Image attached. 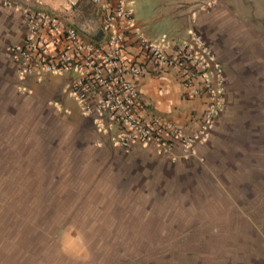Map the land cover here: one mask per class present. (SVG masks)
<instances>
[{"label": "rangeland", "instance_id": "374dc122", "mask_svg": "<svg viewBox=\"0 0 264 264\" xmlns=\"http://www.w3.org/2000/svg\"><path fill=\"white\" fill-rule=\"evenodd\" d=\"M128 1L146 24L164 16L146 26L158 39L204 41L225 109L187 160L126 152L65 78L20 81L22 20L0 0V264H264V0Z\"/></svg>", "mask_w": 264, "mask_h": 264}, {"label": "built area", "instance_id": "2783aa9c", "mask_svg": "<svg viewBox=\"0 0 264 264\" xmlns=\"http://www.w3.org/2000/svg\"><path fill=\"white\" fill-rule=\"evenodd\" d=\"M87 0H68L70 9ZM100 17L102 40L91 41L58 11L40 4L17 9L24 38L8 46L20 81L65 78L78 112L126 152L152 146L163 157L187 160L199 153L225 109L223 65L197 36L175 43L173 37L151 40L139 25L128 0H88ZM134 41L146 63H130L126 50ZM154 66L158 74H176L193 97H205L203 115L192 130L156 114L143 98L137 80Z\"/></svg>", "mask_w": 264, "mask_h": 264}, {"label": "crops", "instance_id": "0c3cea01", "mask_svg": "<svg viewBox=\"0 0 264 264\" xmlns=\"http://www.w3.org/2000/svg\"><path fill=\"white\" fill-rule=\"evenodd\" d=\"M14 1L24 6H34V7L37 6L38 4L43 6L44 3V2L42 3L40 0L39 1L37 0L34 4H31L32 2L30 0H21L23 2H20L18 0H14ZM55 1L56 3L53 6H51L52 7L51 10L63 11L64 15L67 16V19L85 33L87 39L95 42H99L100 40H102L103 33L101 31L100 17L97 12L96 13L94 12L95 10L93 11L91 7L88 6V4H90V1L87 0L83 2L80 5L79 9L77 10L70 9L68 3L66 4V1L64 7L60 6L62 0H55ZM154 1L157 2L158 0H153V2ZM160 1L168 2L170 0H160ZM132 3H133L132 9L135 12V16L139 25L142 26L144 32L151 40L160 43L158 37L153 36L152 31H150L149 29L152 26H155V23L159 22V20H165L164 16H162L159 19H156L152 23L150 22L146 24L144 20L140 19L139 16L141 15V12H139L138 8H135L134 1H132ZM6 10H8V12H10V14L14 16H19L22 20V27L20 26L21 27L20 28L18 26V29H16V30H20V33L16 34V36H14L13 38L16 41L15 43H18L24 38L26 32L23 16L17 9L13 7L12 8L6 7ZM172 20L169 19L170 23L172 22ZM171 24L173 26H179L177 22H173ZM146 26H149L150 28L146 29ZM189 38L190 35H187L186 32L185 33L183 32L182 34L180 33L179 35L177 34L176 36L177 43L186 41ZM131 44L132 45L129 44L126 50L127 61L130 63L133 62L146 63V57L144 53L141 52V50L135 44L134 41H132ZM136 82L143 94V98L146 100L150 108L156 114L166 117L170 121H173L179 125L186 127L189 131L197 127L206 106V98L193 97L190 94V92L186 91L183 88L180 79L176 74L174 73L158 74L156 72V68L154 66H150L149 72L146 73L141 78H139ZM76 108L78 110L77 106ZM136 148H145V149L150 148L154 150L152 146H148V147L137 146ZM165 158L172 159L170 157H165Z\"/></svg>", "mask_w": 264, "mask_h": 264}, {"label": "trees", "instance_id": "16d2710c", "mask_svg": "<svg viewBox=\"0 0 264 264\" xmlns=\"http://www.w3.org/2000/svg\"><path fill=\"white\" fill-rule=\"evenodd\" d=\"M91 3V2H90Z\"/></svg>", "mask_w": 264, "mask_h": 264}]
</instances>
